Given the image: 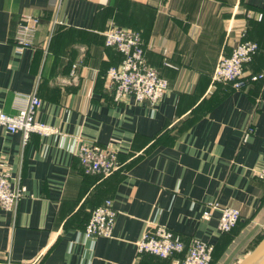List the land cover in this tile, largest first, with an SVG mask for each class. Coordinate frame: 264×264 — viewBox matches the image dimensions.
Wrapping results in <instances>:
<instances>
[{"label": "crops", "instance_id": "1", "mask_svg": "<svg viewBox=\"0 0 264 264\" xmlns=\"http://www.w3.org/2000/svg\"><path fill=\"white\" fill-rule=\"evenodd\" d=\"M26 16L40 26L21 49ZM112 27L138 32L168 80L156 108L115 100L105 77L122 60L105 46ZM242 32L259 45L247 73L264 74V0H0V109L14 115L37 92L36 120L51 130L25 142L0 126V163L26 194L15 212L0 210V264H176L138 254V241L164 226L215 256L264 231V80L246 90L213 81ZM82 145L116 146L120 169L85 173ZM106 200L117 210L113 236L87 238ZM214 201L240 210L233 233L218 230L219 211L201 219Z\"/></svg>", "mask_w": 264, "mask_h": 264}, {"label": "built area", "instance_id": "2", "mask_svg": "<svg viewBox=\"0 0 264 264\" xmlns=\"http://www.w3.org/2000/svg\"><path fill=\"white\" fill-rule=\"evenodd\" d=\"M61 2V1H60ZM262 16H259V20ZM52 30L60 25L58 11L55 12ZM40 26V19L26 16L17 30V45L21 49L32 46L33 37ZM105 46L116 50L122 60L110 67L105 77L109 88L118 102L133 99L136 105L159 106L169 90V82L146 58L145 45L138 32L119 27L109 28L104 32ZM47 51V47L45 49ZM259 52V45L247 39L242 32L238 44L228 56H222L213 74V81L230 85L235 90H246L251 84L264 80V74L247 73L246 66ZM167 67H173L165 63ZM74 69L76 67L74 66ZM75 71L72 72V75ZM42 106L37 92L27 98L25 104L14 115L0 109V126L8 133H21L24 141L33 133L48 135L51 130L36 120V114ZM254 133L250 129L246 136ZM118 149L116 146L102 148L97 145H82L77 156L85 173L108 177L120 169L116 163ZM264 180V163L258 176ZM21 178H13L11 173L0 163V210L15 212L25 197ZM215 211L220 212L218 230L231 232L241 220V212L233 207H221L218 202H207L201 213L202 220H210ZM117 210L112 200H106L92 212L84 234L87 238L113 236ZM138 254H150L161 259L176 258V264H211L214 246L208 242L192 237L188 243L174 231L158 226L146 232L137 243Z\"/></svg>", "mask_w": 264, "mask_h": 264}, {"label": "rangeland", "instance_id": "3", "mask_svg": "<svg viewBox=\"0 0 264 264\" xmlns=\"http://www.w3.org/2000/svg\"><path fill=\"white\" fill-rule=\"evenodd\" d=\"M239 227L237 225L230 234L233 233L234 230H236ZM228 233V234H229ZM264 237V231L261 232H246L243 234V236L240 239H245L246 241L250 240L249 242L242 241V243L237 242L234 244V246L227 250H221L219 251V254L213 255V260L211 264H234L238 257H242L244 255L243 253H248L249 251H252L254 247L262 240Z\"/></svg>", "mask_w": 264, "mask_h": 264}, {"label": "water", "instance_id": "4", "mask_svg": "<svg viewBox=\"0 0 264 264\" xmlns=\"http://www.w3.org/2000/svg\"><path fill=\"white\" fill-rule=\"evenodd\" d=\"M238 264H264V237Z\"/></svg>", "mask_w": 264, "mask_h": 264}]
</instances>
